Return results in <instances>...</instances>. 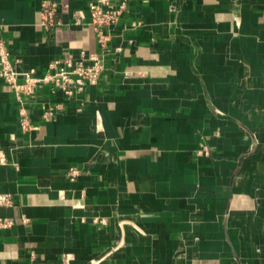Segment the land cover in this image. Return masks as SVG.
Segmentation results:
<instances>
[{
	"label": "crops",
	"instance_id": "0c3cea01",
	"mask_svg": "<svg viewBox=\"0 0 264 264\" xmlns=\"http://www.w3.org/2000/svg\"><path fill=\"white\" fill-rule=\"evenodd\" d=\"M45 1L0 0L12 66L105 68L27 131L0 76V264H264V0H124L104 42L96 0Z\"/></svg>",
	"mask_w": 264,
	"mask_h": 264
},
{
	"label": "built area",
	"instance_id": "2783aa9c",
	"mask_svg": "<svg viewBox=\"0 0 264 264\" xmlns=\"http://www.w3.org/2000/svg\"><path fill=\"white\" fill-rule=\"evenodd\" d=\"M112 0H96L89 4L90 17L94 28L100 35V41H105L104 28L117 22L126 7L124 0L112 7ZM61 0H47L43 4L42 16L45 24L57 23L55 14L59 11ZM0 76L12 90L19 104L20 124L23 130L31 129L32 123L27 104L36 98L39 88L44 84H53L59 87L68 96L82 92L89 85L96 84L104 71L103 55L98 53L87 54L82 52L81 57H66L63 60L50 64L52 70L44 75L37 74L35 69L28 71L16 70L9 59L5 41L1 36L0 24ZM54 108L48 107L45 117H50ZM6 163L5 152L0 148V164ZM72 174L77 169H72ZM9 195L0 193V205L10 204ZM11 220L0 216V227H6ZM86 264H100L99 259H90Z\"/></svg>",
	"mask_w": 264,
	"mask_h": 264
}]
</instances>
